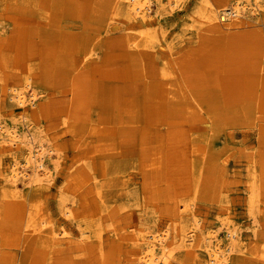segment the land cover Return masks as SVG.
<instances>
[{"label":"rangeland","instance_id":"rangeland-1","mask_svg":"<svg viewBox=\"0 0 264 264\" xmlns=\"http://www.w3.org/2000/svg\"><path fill=\"white\" fill-rule=\"evenodd\" d=\"M145 1L0 0V264H264V0Z\"/></svg>","mask_w":264,"mask_h":264},{"label":"bare ground","instance_id":"bare-ground-1","mask_svg":"<svg viewBox=\"0 0 264 264\" xmlns=\"http://www.w3.org/2000/svg\"><path fill=\"white\" fill-rule=\"evenodd\" d=\"M146 2L147 1H145V0H127V2H126V9L125 10H127V12L128 13H132V14H137V15H139L138 17L139 18H145V16H146V14H145V9H146ZM240 3V2H239ZM238 3V1H236L235 3H234V6H233V9L231 10H229V12H226V8L224 9L225 10V13L224 14H226V15H230L231 17H235V18H237L238 16H240V14H242L243 13V10H246L244 7H246V5L242 8L241 6H240V4ZM249 4V3H248ZM258 2H256V4L255 5H253V7L252 8H250L249 10L251 11V12H253V13H255L256 11H257V9H258ZM250 7V6H249ZM149 8V7H148ZM248 10V9H247ZM222 11V10H221ZM249 12V11H248ZM125 13H126V11H125ZM148 13V12H147ZM136 15V16H137ZM206 15H207V17L211 20V21H213V20H215V18H216V14H215V12H214V10L212 11V10H210L208 13H206ZM253 15V14H252ZM229 16V17H230ZM226 17V16H225ZM224 19V18H223ZM222 19V20H223ZM210 21V22H211ZM145 22V21H144ZM30 84V83H29ZM29 84L27 85V86H29ZM19 94V96H17V98L18 99H20V102L23 104V102H24V99H25V95H24V93L23 92H18ZM31 95H32V97H35L36 96V94L33 92V93H31ZM0 129L2 130V131H7L6 129H5V127L4 126H1L0 125ZM3 132V133H4ZM39 156V155H38ZM41 158V157H40ZM32 160H36L35 159V155H31L28 159H27V163H29V162H31ZM40 161H41V159H40ZM42 162V161H41ZM32 164V163H31ZM33 165V164H32ZM15 166L16 167H14V168H12L11 169V171H10V173L8 174V178H7V180H8V182H9V184L11 185H15L16 184V182L18 181V179H19V177L20 176H23V177H26V178H29L30 179V182H32V179L30 178V175L26 172V170L25 169H23V170H21V168L20 167H18L17 166V164H15ZM37 167L38 168H42V167H44V164L43 163H40V162H38V164H37ZM36 168V167H35ZM25 170V171H24ZM47 170V169H46ZM36 173V172H35ZM34 173V174H35ZM37 174H40V173H37ZM36 174V180H38L39 179V176L40 175H37ZM256 174V173H255ZM47 176V175H46ZM25 179V178H24ZM27 180V179H26ZM43 180V179H42ZM253 198H255L254 196H253ZM252 199V198H251ZM253 200V199H252ZM254 201V200H253ZM252 204V203H251ZM254 204V203H253ZM252 207H253V205H252ZM67 213L68 214H71L72 215V213H71V211L70 210H68L67 211ZM70 215V216H71ZM236 231V230H235ZM235 231H231V230H229L228 231V235H229V237L231 238V240L232 239H234V240H236V239H238V237H237V233L235 232ZM65 233H67V232H65ZM136 233V232H135ZM56 234V233H55ZM61 234H63L64 235V231H62V232H60V234H56V235H61ZM194 234V233H193ZM167 235V234H166ZM166 235H153V239H155L156 241H157V243H154L153 241H151V243H149L148 244V246L146 247L147 249L145 250L144 249V252H142L141 254H140V260L141 261H143L145 264H172L171 263V257H170V255L167 253V250H166V244H165V241H164V237H166ZM54 237H55V235H53ZM62 236V235H61ZM66 236V235H65ZM145 237V236H144ZM194 238V237H193ZM240 238V237H239ZM140 239V238H139ZM143 239H145V238H143ZM55 240H59V239H55ZM62 240V239H61ZM187 241H191L190 239L189 240H187ZM237 242V241H236ZM159 244V251L157 250V245ZM239 244V243H238ZM232 245V244H231ZM146 246V245H145ZM211 246V245H210ZM224 247V246H223ZM144 248V247H143ZM235 248V247H234ZM220 249H221V247L217 244V245H214V246H212V247H210V249H208L209 251H210V254H209V256H210V261H211V263L212 264H228L227 263V261H228V254H229V252L232 250V247H230V245L229 246H226V248L225 249H223V250H221L220 251Z\"/></svg>","mask_w":264,"mask_h":264}]
</instances>
